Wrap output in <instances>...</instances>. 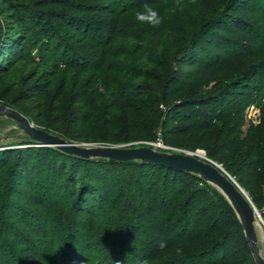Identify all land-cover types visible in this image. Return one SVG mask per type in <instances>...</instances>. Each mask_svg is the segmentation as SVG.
<instances>
[{
  "label": "rangeland",
  "instance_id": "rangeland-1",
  "mask_svg": "<svg viewBox=\"0 0 264 264\" xmlns=\"http://www.w3.org/2000/svg\"><path fill=\"white\" fill-rule=\"evenodd\" d=\"M229 1L0 0V23L12 35L4 41L8 49L0 54V105L19 112L36 129L82 148H152L216 164L262 213L256 219L255 233L264 260V76L255 82L261 90L259 97L243 92L224 97L225 105L241 103L240 116L231 115L228 123L209 128L185 119L194 106H185L184 101L197 96L188 89L175 96L170 106L161 104L159 92L146 91L139 113L126 110L114 94L116 77L131 80L127 67L155 68L145 53L172 56L184 37ZM134 82L150 86L144 78ZM166 119L171 123L167 128ZM188 128L192 130L185 132ZM44 148L65 153L36 142L19 121L0 113V158L10 152L29 158L31 185L42 203L25 214L35 230L46 234L43 249H50L51 262L64 256L62 264H71L70 254L80 257L83 264H116L119 258L124 264L129 258L142 262L147 250L139 231L142 184L151 187L159 199H173L168 223L181 218L183 201L192 189L203 191L201 211L194 213L203 220L201 246L170 250L164 259L171 264L211 262L212 254L202 255L220 245V257L232 264H256L239 213L205 177L70 154L62 162L71 157V169L80 170L79 178L94 198L88 201L89 207L96 210L103 225L95 244L84 245L86 251L80 253L82 244L61 225L53 206L58 202L70 210L72 186L59 172L54 155L47 157ZM9 185L0 194V214L6 208L8 190L13 197L17 194ZM85 198L83 194L79 202ZM120 219L122 232L116 229ZM28 225L32 232L31 222ZM134 226L138 228L135 234L128 230ZM6 240L15 250L13 240ZM192 254L199 255L181 261Z\"/></svg>",
  "mask_w": 264,
  "mask_h": 264
},
{
  "label": "trees",
  "instance_id": "trees-1",
  "mask_svg": "<svg viewBox=\"0 0 264 264\" xmlns=\"http://www.w3.org/2000/svg\"><path fill=\"white\" fill-rule=\"evenodd\" d=\"M10 36H12L10 32L3 29L0 54L8 49L9 46L6 47L4 41ZM177 46L172 56L158 53H154L153 56L145 53L147 61L155 66L153 69L127 67L131 80L118 81L119 78L116 77L114 94L117 100L126 110L139 113L146 91L159 92L161 104L170 106L175 96L188 89L197 96L188 100L183 99L185 106H194L191 114L185 116L187 121L197 120V126L200 128L228 123L231 115L240 116L241 103L234 101L225 105L223 99L226 95L232 94L237 97L243 92L259 97L261 94V90L255 87V82L264 76V0H230L222 11L208 21H203L198 30L184 37ZM138 78H144L150 82V86L135 83L134 80ZM240 88L242 91H239ZM86 122L88 121L83 124ZM164 122L165 128L171 125L168 119ZM185 130L188 132L192 128ZM43 150L47 157L54 155L53 159L61 168L59 172L72 186L73 205L70 210L67 212L66 207L58 202L53 206L61 225L82 244L80 248L83 250L78 251L84 253L86 248L83 246L95 244V240L99 238L98 234L103 229L102 219L96 216V210L89 207L88 201L94 198L79 178L80 170L71 169V157L67 162H62L70 154L53 152L47 148ZM133 162L164 169L168 173L191 174L141 161L114 163L123 165ZM29 166V158L15 152L0 158V194L9 182V189L17 192L13 197L8 190L6 208L0 214V264H62L64 256L58 257L54 262L48 259L51 251L48 247L43 249L46 234L35 230L33 221L26 218L25 210L39 207L42 203L38 199L37 191L32 188ZM139 186L141 195L139 231L143 232L147 250L143 257L144 261L135 263L129 258L127 264H144L146 260L151 264H171L170 259H164L170 250L201 246L202 232L199 226L203 220L194 216L197 209L201 211L204 202L201 189L190 191L183 201L181 218L168 223L167 218L172 216L170 207L173 199L168 197L159 199L151 187L142 184ZM83 194L86 198L79 202ZM29 222L32 232H28L27 229ZM122 224L123 219H120L116 226L117 231L124 230L121 228ZM137 229L134 226L128 230L135 234L138 232ZM148 230L158 234L159 237L154 238L155 236H152ZM125 233L129 232L125 231ZM6 237L13 240L15 250L10 247ZM36 241L41 243L35 245ZM161 243L165 245L163 248L160 247ZM220 246L214 247L212 253L202 255L204 257L212 254L211 262L200 264H232L229 258L220 257ZM198 255L192 254L181 261L187 262L192 256ZM68 258L72 261L71 264H83L82 259L80 257L77 259L75 254H70ZM116 264L124 263L119 258Z\"/></svg>",
  "mask_w": 264,
  "mask_h": 264
},
{
  "label": "water",
  "instance_id": "water-1",
  "mask_svg": "<svg viewBox=\"0 0 264 264\" xmlns=\"http://www.w3.org/2000/svg\"><path fill=\"white\" fill-rule=\"evenodd\" d=\"M2 37L3 27L0 23V47L2 43ZM0 113H4L6 116L19 121L22 128L36 142H40L46 146H53L67 154H72L83 158H108L113 162L141 161L143 163L160 165L182 172L196 173L205 177L211 183L217 185L232 202L243 221L256 264H264V260L259 254L258 239L255 233L256 219L257 217H260L262 213L255 208L251 200L234 181V179L216 164L205 162L190 155L161 153L152 148H82L78 145L68 143L65 140L51 135L45 131L36 129L22 114L13 109L0 105Z\"/></svg>",
  "mask_w": 264,
  "mask_h": 264
},
{
  "label": "clouds",
  "instance_id": "clouds-1",
  "mask_svg": "<svg viewBox=\"0 0 264 264\" xmlns=\"http://www.w3.org/2000/svg\"><path fill=\"white\" fill-rule=\"evenodd\" d=\"M155 16H156V14L155 13H152V17H155ZM164 246H165L164 243H161L160 244V247L161 248H163ZM144 264H147V262L145 261Z\"/></svg>",
  "mask_w": 264,
  "mask_h": 264
}]
</instances>
